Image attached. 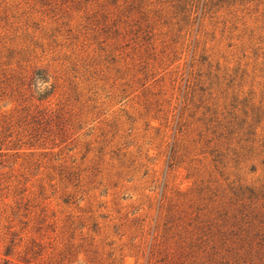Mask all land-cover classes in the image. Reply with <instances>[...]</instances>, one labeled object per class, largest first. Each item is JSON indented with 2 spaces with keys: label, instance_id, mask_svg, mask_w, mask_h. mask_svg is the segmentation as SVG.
Instances as JSON below:
<instances>
[{
  "label": "rangeland",
  "instance_id": "1",
  "mask_svg": "<svg viewBox=\"0 0 264 264\" xmlns=\"http://www.w3.org/2000/svg\"><path fill=\"white\" fill-rule=\"evenodd\" d=\"M0 264H264V0H0Z\"/></svg>",
  "mask_w": 264,
  "mask_h": 264
},
{
  "label": "trees",
  "instance_id": "2",
  "mask_svg": "<svg viewBox=\"0 0 264 264\" xmlns=\"http://www.w3.org/2000/svg\"><path fill=\"white\" fill-rule=\"evenodd\" d=\"M212 1H213V0H212ZM49 94H50V93H47V95L45 96V98H47V97L49 96ZM43 98H44V97H43ZM43 98H42V99H43Z\"/></svg>",
  "mask_w": 264,
  "mask_h": 264
}]
</instances>
